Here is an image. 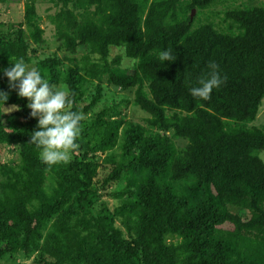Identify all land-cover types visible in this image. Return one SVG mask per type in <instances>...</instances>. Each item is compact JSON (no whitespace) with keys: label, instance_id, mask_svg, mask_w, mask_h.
<instances>
[{"label":"trees","instance_id":"trees-1","mask_svg":"<svg viewBox=\"0 0 264 264\" xmlns=\"http://www.w3.org/2000/svg\"><path fill=\"white\" fill-rule=\"evenodd\" d=\"M47 1L65 54L39 56L45 30L27 0L14 32H0V70L22 59L68 90L81 131L68 163H45L31 141L37 119L0 72V90L10 92L4 107L18 108L14 133L0 108V145H17L19 158L0 166V262L22 253L35 264H264V161L256 154L264 126L255 125L264 5L227 8L221 28L201 15L227 0ZM113 47L133 64L111 58ZM163 49L176 60L162 64ZM211 62L227 80L210 100L194 97ZM104 84L131 93L145 124L116 103L98 110ZM120 181L119 206L99 204L101 190Z\"/></svg>","mask_w":264,"mask_h":264},{"label":"clouds","instance_id":"clouds-1","mask_svg":"<svg viewBox=\"0 0 264 264\" xmlns=\"http://www.w3.org/2000/svg\"><path fill=\"white\" fill-rule=\"evenodd\" d=\"M177 54L172 49H163L159 53V60L172 63ZM212 71L199 80V86L191 89L194 97L210 100L213 89L219 88L227 80L217 71L218 65L210 63ZM8 81V87L15 90L18 97L26 98L30 116L37 119L36 128L31 141L41 148V159L47 164L68 163L70 153L77 148L80 135V122L83 116L70 111L71 100L68 90L58 89L54 84L44 79L36 68H29L20 59L8 68L0 70ZM10 98V92L0 90V108L2 114L18 110L16 105L5 108Z\"/></svg>","mask_w":264,"mask_h":264},{"label":"rangeland","instance_id":"rangeland-1","mask_svg":"<svg viewBox=\"0 0 264 264\" xmlns=\"http://www.w3.org/2000/svg\"><path fill=\"white\" fill-rule=\"evenodd\" d=\"M27 0H0V32L5 35H11L16 29L17 25L23 21L24 16V5ZM222 1V0H219ZM226 2H218L209 10H207L201 18H208L212 20L218 27H225L224 22L222 21L223 12L231 7H237L239 5L242 6H257L264 5V0H227ZM37 6V12L41 17V26L45 30V43L38 48V54L40 57H45L51 54L56 53L58 56H63L65 51L60 47V44L55 38L54 27L49 21V15L55 12V7L52 3L47 0H35ZM196 14V12H195ZM194 14V15H195ZM120 55L122 57V65L123 66H131L133 61L128 59L124 55V50L121 48L113 47L111 50V58ZM33 68V66L31 67ZM30 68V69H31ZM94 87L90 88V93L93 92ZM86 97V101H89V94ZM132 95L128 91H122L116 87L108 86L104 84V93L102 97V101L98 106V110L103 108V106H107L110 104H118V109L122 112L123 116L127 119L133 120L137 123L145 124V118L147 117L146 113L135 107L132 104ZM125 101H128L126 103ZM9 108V107H6ZM13 113H5L2 114V123L6 130L11 133H14L13 127ZM255 125L263 127L264 126V102L261 107L258 119L255 122ZM175 143L178 147H182L185 145L186 141L182 139H174ZM256 154L260 156L264 161V149L256 151ZM71 156V153H70ZM93 160H96L97 163L101 164L105 158V155L101 153L95 154ZM19 162L18 153H17V145L5 144L0 145V166H16ZM99 176L97 181L101 183V180L106 176L107 171L102 167L99 168ZM126 187L125 181H120L116 183H111L107 185L104 189H102V198L99 204H106L112 210L115 207H118L120 204V200L115 198L114 194L121 191ZM0 264H35L33 262V257H27L22 253H15L11 255H7L3 258Z\"/></svg>","mask_w":264,"mask_h":264},{"label":"water","instance_id":"water-1","mask_svg":"<svg viewBox=\"0 0 264 264\" xmlns=\"http://www.w3.org/2000/svg\"><path fill=\"white\" fill-rule=\"evenodd\" d=\"M194 12V11H193Z\"/></svg>","mask_w":264,"mask_h":264}]
</instances>
